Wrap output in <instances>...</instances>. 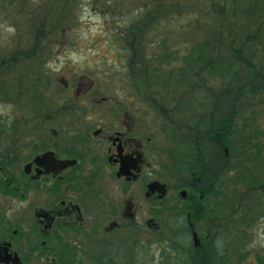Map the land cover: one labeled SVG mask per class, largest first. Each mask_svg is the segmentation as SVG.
<instances>
[{"label": "flooded vegetation", "instance_id": "flooded-vegetation-1", "mask_svg": "<svg viewBox=\"0 0 264 264\" xmlns=\"http://www.w3.org/2000/svg\"><path fill=\"white\" fill-rule=\"evenodd\" d=\"M166 48L144 51L148 83L131 53V109L47 111L42 89L0 115V264H264V85L220 87Z\"/></svg>", "mask_w": 264, "mask_h": 264}, {"label": "rangeland", "instance_id": "rangeland-1", "mask_svg": "<svg viewBox=\"0 0 264 264\" xmlns=\"http://www.w3.org/2000/svg\"><path fill=\"white\" fill-rule=\"evenodd\" d=\"M158 1L160 0H22L23 4H20L19 0L17 2L15 0V4H12L9 0H0V59L10 55L17 56L16 52L19 49H28L31 46L32 36L36 33L42 42L39 49L27 61L18 59L16 67L25 62V65L34 66L37 70L40 68L43 78L39 83L29 75L25 84L21 85L16 74H0V115L5 116L8 113L22 115L19 105L24 102L27 106V115H33L31 111L34 109L36 92L42 89L49 102L47 111L62 106L65 101L78 102L89 99L90 96H95L91 97L92 100L103 97L119 100L122 105L131 109L135 94L130 87L127 72L131 63L129 45L132 37L125 36L122 42L118 38V33L129 28L132 17H136L141 10L144 12ZM210 1L165 0L166 5L170 7L162 14L163 19L159 29L155 35L151 34L142 40L146 53L155 55L165 45L167 53H176L178 58H184L186 61L191 58L194 61L200 55L199 47L202 42L207 41L209 49L212 48L215 44L214 30L221 24H218L219 18L213 14ZM214 1L225 3L233 10L236 8V14L239 9L236 16L231 14L233 16L228 19L243 23L249 20L247 22L249 36L255 32L257 26L264 24L262 22L264 0ZM178 3L180 7L176 6ZM258 6L261 13L256 11ZM255 13H259V18H254ZM251 19H256V22H252ZM222 23L226 25L224 21ZM237 31L239 34L237 41H244L245 32L240 28ZM260 34L262 39L259 36L256 39L248 37L243 45L242 56L253 63H259L260 67L264 68V52L260 45H257L264 40L263 28ZM138 40L139 38L136 39L137 42ZM237 45L239 43H235L234 47ZM119 55H124L120 61ZM195 63L193 67L196 66ZM181 67H183L182 63L178 61L171 70L166 65L162 70L164 76H176L175 79L178 81L175 84H178L181 82L180 78H177V73ZM5 70H9V67ZM189 74L187 72L184 75L187 80L191 77ZM213 78H215L214 83L220 87L225 85V76L216 72ZM89 79L94 81V86L89 95H84L83 89L91 83ZM65 80L68 81L66 88L62 85ZM157 80L161 81L160 78ZM46 81L49 88L46 89L44 85L41 88L40 85ZM77 83L84 86L82 91L77 92ZM53 98L56 101L53 102ZM119 105L121 106L118 104L117 107H120ZM89 106L90 109H85L82 115H94L95 107ZM95 111L100 116L107 114L102 109L97 108Z\"/></svg>", "mask_w": 264, "mask_h": 264}, {"label": "trees", "instance_id": "trees-1", "mask_svg": "<svg viewBox=\"0 0 264 264\" xmlns=\"http://www.w3.org/2000/svg\"><path fill=\"white\" fill-rule=\"evenodd\" d=\"M9 1L12 4H15L14 3L15 0H9ZM19 2L20 4H23L22 0H19ZM177 5L180 7L179 3L176 4V6ZM210 5L212 7L213 14L215 15V17L219 18L218 24L220 23L221 25H217L214 30L215 44L213 45V47L209 49V43H207V41L202 42L201 47H199V53H201L202 55L199 56V58H197V62L201 64V68L205 69L208 67L210 70V74H212L213 76H216V72H218V74L222 76H228L229 73L230 75L228 76V78L230 80V83L235 85L236 92L240 88H244L250 84L255 85L258 83H262L264 85V70H263L264 68L260 67L259 63H253L251 62L250 59H246L242 56L243 45L247 41L248 37H250L251 39H256L259 36V38L262 39V35L260 33L262 28L264 29V24L263 26L262 24L257 26L255 32H253L249 36L248 34L249 23H247L249 20H247V22H244L245 23L244 24L242 21L236 20L235 22H233V20L228 19L231 18L233 15L236 16L239 13V9H238V13L236 14V8H234L233 10L231 9V7L228 8V6L225 3L223 4V3L215 2L214 0L210 1ZM169 7L170 6L166 5L165 0H160L156 2L155 5L151 6L144 12L143 10H141L136 17H132V20L128 26L129 28H126L124 29V31L118 33L119 35L118 38L122 42H124L125 36L126 38L130 36L132 37L131 44L129 45L130 51L131 53L137 54L139 60V66L142 68L144 72V75H139L140 83H148L149 79L155 81L156 78L159 77V75L155 74L156 73L155 70H152L153 67L150 69V73L148 72L149 66L146 63L147 59L145 58V54H144L145 48H144V44L142 43V40L146 38V36H149L151 34L155 35L163 19L162 14H164ZM256 11L261 13L260 6H258V9ZM254 18H259V13H255ZM251 20L254 23L256 22L255 21L256 19H251ZM223 21L226 23L225 25L226 27L224 26V23H222ZM262 22L264 23V19H262ZM241 23H243V25ZM219 26L222 28L219 29L218 28ZM237 27L240 28L241 31L243 30V32H245L244 33L245 40L244 41L241 40L242 42L237 41V36L239 35L237 31L238 29ZM224 34H226V36ZM137 38H139L138 42L136 41ZM41 43L42 42L39 40V35L35 33V35L32 36L31 46L28 49L17 50L16 52L18 53L17 56L10 55L9 57L1 58L0 74L2 75L12 74V73L16 74L17 79L21 83V85L25 84L29 75H30L29 77L32 76L34 81H37L40 71L35 69L34 66L25 65V62L17 68L16 61L18 59L27 61V59H29L33 54H35V52H37ZM225 43L226 45H224ZM235 43L236 44L239 43V45H237V47H234ZM133 44L135 46L134 48H133ZM257 45L258 46L260 45L262 51L264 52V40L258 42ZM122 50H124L123 46H122ZM206 54L208 55L206 56ZM18 55L20 56L18 57ZM7 67H9V70H5ZM213 71H215L214 74ZM183 74L184 73L181 72L178 75L182 77ZM191 76L194 75L191 74ZM202 76H205L204 73H202ZM43 85L44 87H46V89L49 88V84L47 81L44 82ZM44 92L45 91H43V96L41 97L43 101H45L46 99Z\"/></svg>", "mask_w": 264, "mask_h": 264}]
</instances>
